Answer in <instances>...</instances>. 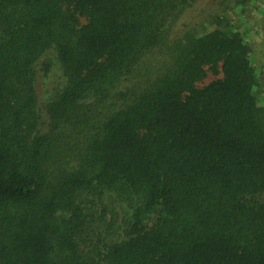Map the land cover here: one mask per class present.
I'll use <instances>...</instances> for the list:
<instances>
[{
    "label": "trees",
    "instance_id": "obj_1",
    "mask_svg": "<svg viewBox=\"0 0 264 264\" xmlns=\"http://www.w3.org/2000/svg\"><path fill=\"white\" fill-rule=\"evenodd\" d=\"M261 5L0 0V264H264Z\"/></svg>",
    "mask_w": 264,
    "mask_h": 264
},
{
    "label": "rangeland",
    "instance_id": "obj_2",
    "mask_svg": "<svg viewBox=\"0 0 264 264\" xmlns=\"http://www.w3.org/2000/svg\"><path fill=\"white\" fill-rule=\"evenodd\" d=\"M254 10L251 16L244 14L237 20L240 30L252 41L253 51L250 55L253 65L264 75V7Z\"/></svg>",
    "mask_w": 264,
    "mask_h": 264
}]
</instances>
